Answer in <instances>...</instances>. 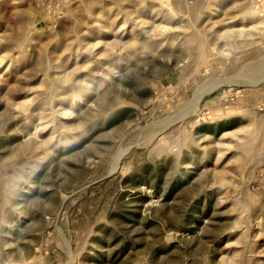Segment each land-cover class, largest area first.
<instances>
[{
	"label": "rangeland",
	"instance_id": "rangeland-1",
	"mask_svg": "<svg viewBox=\"0 0 264 264\" xmlns=\"http://www.w3.org/2000/svg\"><path fill=\"white\" fill-rule=\"evenodd\" d=\"M0 264H264V0H0Z\"/></svg>",
	"mask_w": 264,
	"mask_h": 264
}]
</instances>
